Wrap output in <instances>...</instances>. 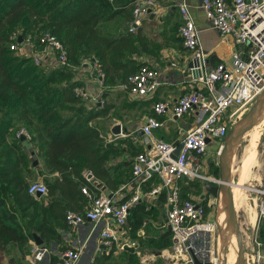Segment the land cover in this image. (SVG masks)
<instances>
[{
	"label": "trees",
	"instance_id": "obj_1",
	"mask_svg": "<svg viewBox=\"0 0 264 264\" xmlns=\"http://www.w3.org/2000/svg\"><path fill=\"white\" fill-rule=\"evenodd\" d=\"M135 1L0 0V249L14 244L20 251H26L31 232L45 246L55 236L52 221L66 225L67 210L81 213L87 205L82 186L96 195L101 185L113 192L120 184L132 180L131 159L128 178L126 173L111 172L108 162L118 156L120 149L106 143L99 128L90 123L102 116L107 106L86 109L74 88L82 86L75 78V68L81 66L84 58L97 60L102 84H113L118 76L124 82L140 66L131 58L135 47L133 34L128 31ZM43 31L62 43L68 66L40 68L30 57L9 49L12 33L29 35L35 42ZM20 127L28 131V140H20L15 135ZM26 144L33 149V155L41 158L46 172L55 173L51 180L44 178L46 193L40 197L27 193L32 160ZM210 167L211 173L217 176L218 167L211 164ZM84 171L92 175L91 182L84 179ZM152 180L155 185L156 178L141 183L143 190L153 186ZM183 180L186 184L182 188L197 182ZM200 189L197 187L195 193ZM179 196L189 198L182 191ZM128 197L124 195L119 201ZM164 199L163 192L157 195L154 205L139 198L128 208L126 216L127 229L137 236L145 219L155 220L158 214V222L163 225L159 232L160 248L169 245L170 240L162 219ZM257 231V239L264 242V215L258 218ZM101 251L103 254L94 257L90 264H106L111 251ZM57 257H50L49 264Z\"/></svg>",
	"mask_w": 264,
	"mask_h": 264
},
{
	"label": "built area",
	"instance_id": "obj_2",
	"mask_svg": "<svg viewBox=\"0 0 264 264\" xmlns=\"http://www.w3.org/2000/svg\"><path fill=\"white\" fill-rule=\"evenodd\" d=\"M155 5L156 0H136L132 6L128 31L133 30L141 17ZM174 5L179 16L175 33L188 51V59L195 60L188 71L196 72L193 80L198 86L183 92L173 102L159 100L152 104V114L146 115L134 131L141 138L143 149L132 156L130 172L132 181L137 184L157 179V183L144 192L147 202L160 192L164 193V226L169 227L171 248L162 250L157 257L169 260V264H221L223 255L218 246V238L214 237L215 221L214 218L207 219L205 212L207 206L212 207V203L206 200L202 204L203 199L198 196L181 199L178 183L182 179H197L211 184L220 182L218 177L202 172L201 157L206 152L208 143H212L214 159L218 158L228 128L264 89V0L200 1L205 19L220 36L231 37L235 45L227 62H217L209 67L186 1L175 0ZM18 35L19 33H12V42L9 43V49L14 50L15 54L30 57L33 64L40 68L69 65L64 46L48 31L41 32L35 44L29 35L23 37L21 34V42L18 43ZM34 46L36 49L31 54ZM81 68L87 69L89 76L95 72L96 81L101 82L102 74L95 58H84ZM157 75L154 68L142 64L126 77L122 87L131 96H148L158 85ZM74 91L85 101L92 100L94 104H102L101 99L93 98L83 85L74 88ZM166 112L174 118L195 113L194 123L176 141L180 148L173 157L171 155L176 147L175 142L153 138L151 132L161 126L156 115ZM15 135L25 140L30 137L23 127L18 128ZM123 136L119 131L107 139L110 141ZM83 177L87 182L92 180L88 171L83 172ZM127 186L128 183L120 189ZM81 192L87 197L88 203L81 213L67 210L64 213L66 225L70 229H76L84 222H91L93 225L102 223L98 234L100 246L105 252H110L113 248L121 249L125 243L121 236L128 208L139 200L138 194L133 193L123 201H116L103 192L91 194L85 186L81 187ZM27 193L31 196L36 193L44 195L46 186L40 181H31L27 185ZM257 215H264L263 202L258 206ZM251 242L249 260L261 264L264 256L255 231ZM45 252L46 248L35 246L30 264L38 263ZM81 252L82 247L66 248L53 264H78ZM154 259L155 257L144 258L139 264H155ZM247 259L245 256L246 261Z\"/></svg>",
	"mask_w": 264,
	"mask_h": 264
},
{
	"label": "crops",
	"instance_id": "obj_3",
	"mask_svg": "<svg viewBox=\"0 0 264 264\" xmlns=\"http://www.w3.org/2000/svg\"><path fill=\"white\" fill-rule=\"evenodd\" d=\"M185 1L194 25L198 30L201 48L206 53L207 66H213L215 63L221 61L227 62L232 51L235 49L231 37L220 36L211 26L210 22L205 19L203 11L200 8L201 0ZM174 2L175 0H156V5L150 8V10L141 17L139 23L134 25L133 30H131L133 34V45L135 47V52L131 54V58H133L137 64H145L154 68L158 73V85L152 94L145 97L131 96L124 87H122L123 81H121L120 76L115 78L113 84H102V78L101 82L98 83L96 81L97 78H95V72L89 76L87 69L83 68L80 70L86 71L87 74L84 76V74L80 72L78 76H75L76 79L82 82V85L93 98L99 97L102 101V105L105 104L107 106L106 112L102 116L93 118L90 123L99 128L100 134L104 136L106 143H110L120 149L118 156L108 162L112 167L111 172H115V175L126 173L127 178L129 177V161L135 152L143 149L141 138L137 136L134 131L142 123L146 115L152 114V104L159 100L173 102L183 92L198 86V83L193 80V74L188 71L186 67L189 53L182 46L175 33L179 16ZM32 43L35 44L34 41H32ZM35 49L36 46L31 49V54H34ZM84 105L86 109H94L97 106H101L99 104H94L92 100H84ZM194 117V112L186 113L180 118L172 117L169 112L156 115V119L161 122V126L151 130L152 137L162 139L166 142H176L181 133L194 123ZM115 125L119 126V130L124 136L116 137L109 141L107 138L112 135V128ZM213 148L214 145L211 143V149L213 150ZM32 150L31 146L26 144V151L32 160L30 175H38L37 172H41V175L45 176L48 180L53 179L55 173H47L42 166L41 158L33 155ZM211 158H214L211 152L209 155L206 154L202 156L201 161L203 165L207 166V163L211 162ZM242 161H246L248 164L247 159L243 158ZM123 163H127L126 166ZM237 178L241 180L238 176ZM245 178H247V175ZM152 181L151 186L154 184L155 180ZM127 183V187L120 189L122 185ZM185 184L186 182L184 180L180 182L179 190L186 194L187 197L193 198L198 196L202 197L205 201L206 196L211 197L205 194L203 184L198 193H195L194 187L191 185L182 188ZM143 188V184H137L129 179L128 182L120 184L113 192H110L105 186L101 185L99 186V192L111 195L116 201H119L124 195H131L133 193H137L139 198L144 199L145 190H143ZM156 198L157 197L149 201V203L154 205ZM164 207L163 202L161 208L164 209ZM206 208V215L212 214V207L209 208L207 206ZM162 219L165 222L164 212L162 214ZM51 224L55 236L50 238L45 246L43 245V240L40 238V244H36L33 237L27 241L26 251L24 249L20 251L14 244H8L6 249H0V264H30V256L35 246L46 248V252L43 254L42 259L36 264H49L50 257L58 256L66 247H82L78 264H90L94 257L103 254L98 241V234L103 226L102 223L93 225L91 222H84L78 225L76 229H70L61 221L56 220L54 222L52 221ZM123 230L124 233L121 238L123 241H126V239H128V234L125 228H123ZM33 233L34 232H31V235ZM255 233L256 236H258L257 226L255 228ZM260 243L261 251L264 256V242ZM22 248H24V246H22ZM120 250L121 249L113 248L111 256L106 261V264H113L110 262L112 255L118 253ZM157 256L158 253L153 255V258H157ZM143 258H147V256ZM261 264H264V258Z\"/></svg>",
	"mask_w": 264,
	"mask_h": 264
},
{
	"label": "rangeland",
	"instance_id": "obj_4",
	"mask_svg": "<svg viewBox=\"0 0 264 264\" xmlns=\"http://www.w3.org/2000/svg\"><path fill=\"white\" fill-rule=\"evenodd\" d=\"M36 36V35H34ZM34 38V37H33ZM33 41V40H32ZM73 67V66H72ZM75 68V67H73ZM80 67L75 68L76 76H78V73L82 72L84 76L87 74L86 71H79ZM250 106L246 108L238 117L241 118L248 110ZM237 119V120H238ZM263 117H259L256 122L252 125L248 131H246L242 137L239 139L238 143L236 144L234 151H233V159L232 156L230 158L229 162V169L228 174L230 179L233 182H240L237 178V169L239 168L241 161L243 158L248 160L249 170L247 174V178L244 182V185L247 187V189H241L240 190V199L239 203H237L236 207H234V211L236 214V220L240 232V239L242 244V253H243V264H255L254 262H251L249 260V255L251 253V237L254 234L255 228L258 224V215H257V209L260 204V202L264 203V119ZM236 120V121H237ZM262 120V121H261ZM256 124V125H255ZM253 126H255L253 128ZM253 128V129H252ZM229 129V128H228ZM210 150V151H209ZM207 152L203 154L205 156L206 154L212 153L211 144L208 143L207 145ZM210 164L212 166H217L218 169L215 170L217 172V176L213 175L212 169L210 167V164L207 166L202 167V172L211 175L213 177H219V160L211 158ZM233 172V173H232ZM38 175H29L28 182L31 181H40L44 182L45 176L41 175V172H37ZM214 173V172H213ZM238 179V180H237ZM197 180V179H196ZM207 183L202 180H197V182H191V185L195 189L197 187L201 188L202 184ZM250 188V189H249ZM249 189V190H248ZM206 200L210 201L212 203V214L206 215V218L211 220L214 218L215 221V227H214V237L217 236L218 238V246L219 249L220 245L222 246L221 250L224 260H226L227 254V262L226 264H234L236 259V241L234 238V235L229 231V229L225 226L224 223L222 225L219 223L220 219V212L223 216L222 206L220 202V196L218 198H213L206 196ZM155 203V201H154ZM248 207H247V205ZM239 206V207H238ZM243 209H242V208ZM246 209L244 210V208ZM238 208V209H237ZM253 208V209H252ZM249 210V211H248ZM162 214L165 211L164 209L161 210ZM220 211V212H219ZM254 211V212H253ZM209 212V211H208ZM248 214V215H247ZM158 214L156 215L157 219L151 220L149 217L145 219L143 226L137 231V236L133 235L132 232H130L127 229V224L125 225V230L128 234V239H126L124 246L121 248V250L118 253H115L112 255V258L110 260L113 264H139V261L141 259H144L143 257H152L150 259H153V255L156 253L162 252L164 249L170 250L171 248V241L169 240V245L166 247L160 248L161 239L159 238V232L163 230V225H160L158 222ZM248 217L250 220H254L255 222L251 225L248 223ZM256 217V219L254 218ZM219 218V219H218ZM224 222V217H223ZM258 235V234H257ZM221 241V242H220ZM133 256V257H130ZM245 256L247 261L245 260ZM149 259V258H148ZM155 264H169V260H161L159 257L154 259Z\"/></svg>",
	"mask_w": 264,
	"mask_h": 264
},
{
	"label": "water",
	"instance_id": "obj_5",
	"mask_svg": "<svg viewBox=\"0 0 264 264\" xmlns=\"http://www.w3.org/2000/svg\"><path fill=\"white\" fill-rule=\"evenodd\" d=\"M16 41L18 43L21 42V35L17 36ZM195 63L194 59L187 60V70ZM193 77L196 76V72L190 71ZM264 110V89L262 92L253 100L250 105L249 110L239 118L233 125L230 126L226 135L223 138V146L218 155L219 160V180L218 184L204 183L203 189L205 194L210 195L213 198H218L220 196V202L222 206V212L224 217V224L229 229V231L234 235L236 241V259L234 264H243V253H242V244L240 239V232L236 220V214L233 207V201L231 196V184L232 180L229 177L228 169L229 162L234 151L236 144L242 135L248 131L252 127V125L258 120V118L262 115L261 113ZM119 126L115 125L112 128V134H117L119 132ZM20 140H23V137H20ZM176 147L172 152V157L175 156L180 148V144L175 142ZM34 164V163H33ZM36 197H39L40 194L36 193ZM166 231L169 232V227H166ZM33 240L36 244H40L39 237L33 233ZM219 238V237H218ZM221 242V241H220ZM100 249H103L100 246ZM221 250L222 246L220 245ZM195 262V261H194ZM224 263V258H222V263Z\"/></svg>",
	"mask_w": 264,
	"mask_h": 264
},
{
	"label": "bare ground",
	"instance_id": "obj_6",
	"mask_svg": "<svg viewBox=\"0 0 264 264\" xmlns=\"http://www.w3.org/2000/svg\"><path fill=\"white\" fill-rule=\"evenodd\" d=\"M262 115H261V117H263V119H264V110H263V112L261 113ZM262 119V120H263ZM261 120V121H262ZM256 124H258V122H256ZM255 124V125H256ZM255 126H253V128H254ZM252 128V129H253ZM232 159H233V154H232ZM249 164H247V162L245 161H241V164H240V166H239V168L237 169V176L241 179V180H239L240 182H232V184H231V196H232V201H233V206L234 207H236V205H237V203H239V199H240V190L241 189H247V187L244 185V182H245V180H246V175H247V173H248V170H249ZM233 173V172H232ZM238 180V179H237ZM250 189V188H249ZM248 189V190H249ZM241 192H242V190H241ZM246 204V203H245ZM247 205V204H246ZM239 207V206H238ZM247 207H248V205H247ZM242 208V207H241ZM238 209V208H237ZM243 209V208H242ZM246 209V207L244 208V210ZM253 209V208H252ZM222 211V210H221ZM246 211H247V209H246ZM249 211V210H248ZM220 212V211H219ZM254 212V211H253ZM220 219H219V223L222 225V223H224L223 222V216H222V214H221V212H220ZM248 215V214H247ZM255 219H256V217H254ZM255 222L253 219L252 220H250V218L248 217V223H249V225H251V224H253V223ZM252 226V225H251ZM226 255V260H224V263L223 264H226V262H227V254H225Z\"/></svg>",
	"mask_w": 264,
	"mask_h": 264
}]
</instances>
